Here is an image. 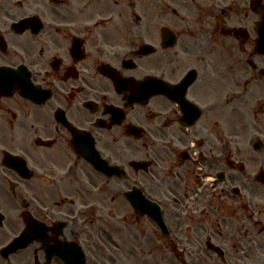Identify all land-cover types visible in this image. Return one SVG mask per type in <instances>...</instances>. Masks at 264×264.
I'll use <instances>...</instances> for the list:
<instances>
[{"label":"flooded vegetation","instance_id":"obj_1","mask_svg":"<svg viewBox=\"0 0 264 264\" xmlns=\"http://www.w3.org/2000/svg\"><path fill=\"white\" fill-rule=\"evenodd\" d=\"M121 4L0 0V252L33 230L0 264H132L152 236L194 264H264L242 218L262 190L264 0Z\"/></svg>","mask_w":264,"mask_h":264},{"label":"rangeland","instance_id":"obj_2","mask_svg":"<svg viewBox=\"0 0 264 264\" xmlns=\"http://www.w3.org/2000/svg\"><path fill=\"white\" fill-rule=\"evenodd\" d=\"M121 8H124V3L127 2V0H121ZM146 3V2H145ZM256 201L258 202V206H249L248 209L246 210L247 218L250 220L248 221V226L245 228L246 231H248L249 236L255 235L258 231H261L264 229V185L261 190V192L258 194L256 197ZM121 211L125 212L127 211V206H121ZM10 216V215H9ZM15 217V216H11ZM123 218V217H121ZM128 218V217H127ZM236 219L235 217H233ZM233 223H238V221H234ZM136 229L140 230L139 225L135 227ZM125 230V229H124ZM129 235V228L126 230L125 233H121V248L119 250H124L129 256V251H128V245L127 243L124 242V239L127 240ZM150 239H153L154 244L153 248L151 250V253L148 254H141L138 251L132 253V264H184L181 259L178 258V255L175 253H171L169 249H164L163 244L161 242H156L155 237H151ZM124 256V255H122ZM186 259L188 261V264H193V257L195 254L189 253L186 254ZM252 262L254 264H257V262L253 259ZM129 264V261H126V264Z\"/></svg>","mask_w":264,"mask_h":264}]
</instances>
